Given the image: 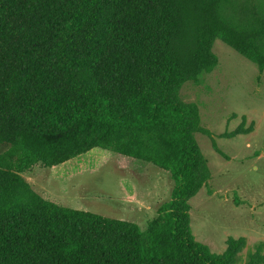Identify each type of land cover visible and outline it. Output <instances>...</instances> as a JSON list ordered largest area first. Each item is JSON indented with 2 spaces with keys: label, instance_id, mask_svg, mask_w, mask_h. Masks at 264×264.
Listing matches in <instances>:
<instances>
[{
  "label": "trees",
  "instance_id": "obj_1",
  "mask_svg": "<svg viewBox=\"0 0 264 264\" xmlns=\"http://www.w3.org/2000/svg\"><path fill=\"white\" fill-rule=\"evenodd\" d=\"M216 40L264 70V0H0V264H232L195 240L211 177L181 90ZM95 148L174 181L146 230L47 200L22 174Z\"/></svg>",
  "mask_w": 264,
  "mask_h": 264
},
{
  "label": "rangeland",
  "instance_id": "obj_2",
  "mask_svg": "<svg viewBox=\"0 0 264 264\" xmlns=\"http://www.w3.org/2000/svg\"><path fill=\"white\" fill-rule=\"evenodd\" d=\"M213 53L218 65L181 90L184 102L199 107L195 139L211 172L190 201L191 231L215 255L235 250L232 264H264V70L221 40ZM7 148L0 144V153ZM22 177L47 200L142 230L174 187L170 174L153 164L100 148Z\"/></svg>",
  "mask_w": 264,
  "mask_h": 264
}]
</instances>
